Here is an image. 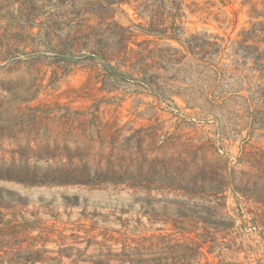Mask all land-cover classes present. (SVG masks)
Returning <instances> with one entry per match:
<instances>
[{
	"label": "rangeland",
	"instance_id": "374dc122",
	"mask_svg": "<svg viewBox=\"0 0 264 264\" xmlns=\"http://www.w3.org/2000/svg\"><path fill=\"white\" fill-rule=\"evenodd\" d=\"M181 1L177 37L146 33L129 4L117 9L161 68L104 84L92 61L8 53L19 2L0 0V264H146L189 238L202 250L191 264H264V201L231 182H264V69L238 53L264 22V0ZM186 40L218 52L200 58ZM111 162L216 173L232 218L217 199L163 181L98 179Z\"/></svg>",
	"mask_w": 264,
	"mask_h": 264
},
{
	"label": "trees",
	"instance_id": "16d2710c",
	"mask_svg": "<svg viewBox=\"0 0 264 264\" xmlns=\"http://www.w3.org/2000/svg\"><path fill=\"white\" fill-rule=\"evenodd\" d=\"M19 2L16 15L17 43L8 53L13 57L21 55L37 61L51 57L55 62H62L70 67L77 63L92 61V65L99 69L104 84L106 81H129L137 79L134 76L143 75L152 77V68L155 66L152 49L145 54L148 46L142 47L143 42L136 43L135 31L132 26L120 23L116 18L117 9L124 4L131 5L140 17L147 18V25L139 28L151 35L162 37H177L179 20L184 15V5L181 0H16ZM257 18L264 13H256ZM34 28H38L34 32ZM263 35V37H262ZM25 43L23 49L20 48ZM186 49L198 57H207L218 52L217 43H195L185 41ZM264 43V22L259 21L253 28L244 31L238 53L242 58L251 60L258 70L264 69V50L260 44ZM134 44L138 45L136 49ZM211 44V45H210ZM31 50L27 51V47ZM210 46V47H207ZM199 50V51H197ZM12 51V52H11ZM151 59L152 61H148ZM67 68L65 73H67ZM146 88L153 90L151 83H145ZM81 163L85 162L80 159ZM73 172H77V164L71 162ZM98 179L124 182L135 180L137 182L155 183L163 181L167 185H175L189 194H200L208 199H217L222 212L230 216L221 191L228 186V181L216 173L207 171L185 172L171 169L166 166L138 165L133 166L124 162H111L106 175ZM66 183H84L80 179H59ZM235 191L246 196L255 197L264 201V182L241 181L231 178ZM232 218V217H231ZM223 220V216H220ZM222 226H229L221 221ZM168 249L179 248L181 251H166L158 257L137 260L146 264H191L197 259L202 250L198 243L189 238L185 243H174L169 239L166 243Z\"/></svg>",
	"mask_w": 264,
	"mask_h": 264
}]
</instances>
